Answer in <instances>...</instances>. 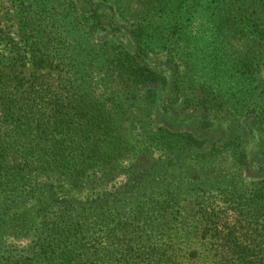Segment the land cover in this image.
<instances>
[{
    "label": "trees",
    "instance_id": "1",
    "mask_svg": "<svg viewBox=\"0 0 264 264\" xmlns=\"http://www.w3.org/2000/svg\"><path fill=\"white\" fill-rule=\"evenodd\" d=\"M17 1L20 44L0 30V264H264V177H246L253 159L264 173L247 147L264 156V95L231 105L209 84L189 35L203 0H140L130 28L92 0ZM225 1L205 10L222 43L251 40L244 85L264 59V0ZM29 63L68 68L72 91ZM161 105L191 129L155 121ZM179 180L201 198L182 226L166 215Z\"/></svg>",
    "mask_w": 264,
    "mask_h": 264
},
{
    "label": "rangeland",
    "instance_id": "2",
    "mask_svg": "<svg viewBox=\"0 0 264 264\" xmlns=\"http://www.w3.org/2000/svg\"><path fill=\"white\" fill-rule=\"evenodd\" d=\"M84 1L85 4L82 3V0H77L80 7L88 10L90 5H88L86 1L89 2V0ZM92 1L94 2V8L100 7V12L105 16L103 19V22L105 23L112 18L113 22L120 26L130 28L131 23L137 24V22L140 23L144 19L145 10L142 8V5L139 4L140 0H111L107 3ZM228 3V0L224 2V4L227 5ZM202 4L203 6L200 9V13L196 15L193 24L190 27L191 32L189 34L192 47L196 48L201 54L202 65H200V69L204 70V75H206L211 82L209 84L213 85L217 92H220L219 95L221 96V100L225 101L226 98H231L229 104L232 105L239 101L238 99H240L241 95H246L251 106L254 105L256 103L255 101H259L261 96L264 95V59H261L259 62L258 73L251 79H245L246 83L241 85L243 82L236 79V76L242 73L241 67L236 63L237 56L245 54L248 51L250 48L249 41L251 40L238 36L237 38H232V40L222 43V37H220L217 32V24H212L210 13L205 10L206 7L212 9L215 6H218V0H203ZM17 5V0H0V30H2L6 36H10L14 41V44H10V49L19 45L21 40L19 26L20 20L16 11ZM112 7L113 10L111 9ZM62 9L63 7L58 8V13L56 14L61 13ZM112 12L115 14L114 18L111 16ZM45 17L46 20L50 19L48 14H45ZM154 19L162 26H166L169 22V19L165 16H160V18ZM100 36L107 37L106 34H101ZM6 54L7 56L10 55L8 52ZM68 70V68H65L63 70L46 69L36 71L31 63H29V66L26 69L28 76L31 74H38L42 78L41 80L45 81V83L61 84V87L65 88L67 93H69L72 91V87L67 82V79H71L72 75L75 73H71ZM100 75L102 76V74ZM239 90H241V92ZM226 92L228 93L227 96L224 95ZM165 100H167V97ZM161 107L162 105L158 107V112L156 113V116H154L155 121L158 123H167L171 128L176 130L187 131L191 129V125L187 122L171 120L170 115L164 113V110L163 108L161 109ZM175 109H177V107ZM184 118V116L181 117L182 120H184ZM243 119H245V117ZM230 123L229 120L222 122L220 129H226ZM119 133L128 142L134 138L133 129L127 118L121 120ZM255 144V142H251V144L247 146L252 158L254 157L259 158V160H264V156H262L263 153H260L262 151H259ZM12 154L15 155V150ZM256 162L258 161L253 159L252 162L250 161L248 167H246V177L249 179L250 183L258 182L264 177V173L261 172V167L255 164ZM176 188L180 189V191L177 192V200L179 203L176 204L175 202H171V206L167 209L169 212L166 214L168 220L171 219L176 226H182L183 218L187 217L189 218L190 224L194 223L193 217L197 215L199 208L198 202H201L199 195L200 192L198 193L191 188L189 190L186 187V184H182V180H179V185ZM176 188H174V190ZM213 193L215 194L212 197H215L216 192ZM263 233L262 235L264 238ZM12 234L13 233L11 232V237L8 239L7 244H10L12 240H16ZM11 245L17 246L22 244L11 243Z\"/></svg>",
    "mask_w": 264,
    "mask_h": 264
}]
</instances>
